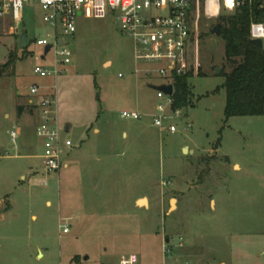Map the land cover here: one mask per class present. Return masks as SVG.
Segmentation results:
<instances>
[{
  "label": "rangeland",
  "instance_id": "1",
  "mask_svg": "<svg viewBox=\"0 0 264 264\" xmlns=\"http://www.w3.org/2000/svg\"><path fill=\"white\" fill-rule=\"evenodd\" d=\"M17 24L11 14L0 21V264H264V117L226 122L223 70L213 69H222L224 43L201 2L190 25L192 97L176 134L147 116L121 117L152 114L163 81L145 76L151 66L136 63L115 20L79 19L67 39L71 65L58 79L73 147L68 168L50 175L29 90L50 85L34 74L45 65L34 43L51 31L37 8Z\"/></svg>",
  "mask_w": 264,
  "mask_h": 264
},
{
  "label": "built area",
  "instance_id": "2",
  "mask_svg": "<svg viewBox=\"0 0 264 264\" xmlns=\"http://www.w3.org/2000/svg\"><path fill=\"white\" fill-rule=\"evenodd\" d=\"M244 0H0V21L12 15L17 23L22 20L26 9L37 8L42 13V21L50 34L38 37L35 46L40 49L36 60L44 66H36L34 74L50 82L49 86L34 84L29 90V103L36 119L35 136L42 149V166L46 174H57L65 167L63 157L73 144L65 135L66 127L60 123L58 79L66 74L71 65V52L67 39L77 33L79 19L105 20L112 18L121 32L129 37L134 46V59L138 64L151 66L145 70L147 78L157 77L163 81L160 86H172L173 95L167 96L156 91L157 104L150 115L138 112H122L121 117L141 121L146 116L160 132H178L175 124L185 109H173L175 79L190 71L188 63L192 40L191 18L196 4L201 2L206 20H217L223 11L233 12ZM251 40L264 41V25L251 26ZM64 43V46H60ZM50 52L45 56L46 47ZM137 73L140 71L137 70ZM11 140L16 144L20 130L12 131ZM64 233L68 225L61 226ZM169 255V251H166ZM121 264H134L133 260L123 259Z\"/></svg>",
  "mask_w": 264,
  "mask_h": 264
},
{
  "label": "trees",
  "instance_id": "3",
  "mask_svg": "<svg viewBox=\"0 0 264 264\" xmlns=\"http://www.w3.org/2000/svg\"><path fill=\"white\" fill-rule=\"evenodd\" d=\"M253 24L264 25V0H244L233 12L223 11L217 19L225 49L220 77L224 79L222 88L226 92V122L232 118L264 117V46L258 48L251 42ZM194 73L189 71L176 77L174 110L189 107L192 97L189 81ZM198 76H204L200 69ZM18 111L22 115L23 108Z\"/></svg>",
  "mask_w": 264,
  "mask_h": 264
},
{
  "label": "water",
  "instance_id": "4",
  "mask_svg": "<svg viewBox=\"0 0 264 264\" xmlns=\"http://www.w3.org/2000/svg\"><path fill=\"white\" fill-rule=\"evenodd\" d=\"M220 25H217L211 32L212 35H215L217 37H219L220 35ZM251 42L257 46L258 48H263L264 46V41L263 40H251ZM27 43H28V33L26 31L23 32L22 36H21V47L22 48H26L27 47ZM64 43H61L60 46H64ZM51 47L48 46L45 49V55L42 57V60H45V56L50 52ZM214 69V73L216 76L220 75V73L222 72L221 68H216L215 66H213ZM0 76H1V70H0ZM155 91H160L162 93H164L167 96H172L173 95V87L172 86H160V87H156L154 88ZM71 131V127L67 126L66 128V133L69 134ZM184 153H189L188 149L185 148L184 149ZM168 243V241H167Z\"/></svg>",
  "mask_w": 264,
  "mask_h": 264
},
{
  "label": "bare ground",
  "instance_id": "5",
  "mask_svg": "<svg viewBox=\"0 0 264 264\" xmlns=\"http://www.w3.org/2000/svg\"><path fill=\"white\" fill-rule=\"evenodd\" d=\"M147 204V201L143 200V201H140V205H146ZM172 205L174 206V202L172 203Z\"/></svg>",
  "mask_w": 264,
  "mask_h": 264
},
{
  "label": "crops",
  "instance_id": "6",
  "mask_svg": "<svg viewBox=\"0 0 264 264\" xmlns=\"http://www.w3.org/2000/svg\"><path fill=\"white\" fill-rule=\"evenodd\" d=\"M6 118H9V116H6ZM66 128H67V127H66ZM127 136H128V135H127ZM124 137H126V134H124ZM64 168H65V169L68 168V165L65 164V167H64ZM23 178H25V177H22V179H23ZM137 203H138V202H137Z\"/></svg>",
  "mask_w": 264,
  "mask_h": 264
}]
</instances>
